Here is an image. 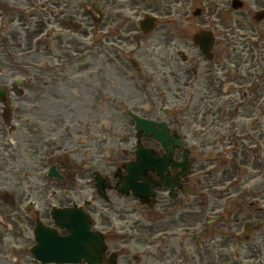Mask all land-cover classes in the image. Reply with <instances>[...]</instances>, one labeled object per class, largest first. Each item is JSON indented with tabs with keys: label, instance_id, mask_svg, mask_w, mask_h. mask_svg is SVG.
<instances>
[{
	"label": "flooded vegetation",
	"instance_id": "1",
	"mask_svg": "<svg viewBox=\"0 0 264 264\" xmlns=\"http://www.w3.org/2000/svg\"><path fill=\"white\" fill-rule=\"evenodd\" d=\"M38 1H33L30 6L34 10L25 14L34 19L19 26L22 32L15 28L12 33L9 28L5 35L1 28L16 18L22 21L17 14L29 6L30 0H0V34L5 39L0 40V54L6 53L5 47L11 54L5 65L0 61V79L6 78L2 72L17 75L10 86L5 84L6 100L0 101V115L11 131L15 125L8 124L5 114L11 119L17 108L16 104L11 107L12 97L21 99L18 114L25 115L24 134H9L0 125V205L7 208L4 217L10 227L0 232V242H4L6 233L16 239L25 232L33 239L38 224L54 227L53 207H70L85 213L90 229L104 242L102 260L97 264H264L262 113H230L236 101L249 98L256 106L264 98V0H230L228 14L234 28L226 35L218 27H211L208 19L202 20L205 26L190 34L186 13L178 18L181 22L171 19L162 23L151 12V0ZM86 4L99 9L101 28L84 11ZM123 10L138 16V23L117 22L118 12ZM198 11V16L204 15L203 9L198 7ZM146 14L153 17L149 31L140 22ZM166 26L161 38L165 39L164 46L176 43L140 75L153 78L157 90L149 102L141 99L132 110L144 118L165 119L169 133L175 135L170 162L180 166H167L164 176L170 178L168 185L150 168L126 171V164L137 163L135 134L130 150H119L112 160L105 161L99 149L83 148L91 144L87 137L71 140L63 135L58 127L65 122L60 112L53 110L64 106V116L70 122L77 118L84 121L79 117L93 110L100 121L102 88L108 98H114V102L110 98L113 111L120 108L128 118L131 109L124 110L115 98H125L128 91L119 85L113 87L117 82L113 73L123 75L125 61L139 69V63L132 61L139 55V48L129 49L132 56L125 58L118 48L125 52L126 44L132 45L130 33L136 32L140 40H146ZM83 28L84 36L91 31L92 41L88 46L82 44L80 56L79 49L70 52V45L76 41L71 32ZM55 31L56 35H51ZM20 36L24 44L28 37L38 41L25 47ZM159 41L151 43V53L160 46ZM51 43L57 54L49 48ZM19 78L22 82L16 84ZM248 82L251 84L245 88ZM156 104L158 111H154ZM42 108L53 129L43 134L33 131L41 123L35 119L43 116ZM140 140L159 158L167 152L152 138L143 136ZM65 148L70 149L68 153L56 152ZM24 150L29 155L28 165L21 155ZM61 176L65 179L63 187L59 184ZM253 179L256 181L250 186ZM261 181L262 188L258 187ZM62 188L73 197L67 193L61 197ZM24 201L23 207L15 208L17 202ZM57 231L65 234L62 229ZM80 264L87 263L81 260Z\"/></svg>",
	"mask_w": 264,
	"mask_h": 264
},
{
	"label": "rangeland",
	"instance_id": "2",
	"mask_svg": "<svg viewBox=\"0 0 264 264\" xmlns=\"http://www.w3.org/2000/svg\"><path fill=\"white\" fill-rule=\"evenodd\" d=\"M33 1L37 2L38 0H30L29 6L27 5L28 7L26 9H24V8L20 9L22 11V13L17 14L21 17L22 21H20L19 18H16L14 21H9V23L6 24V27L1 28V29H3V32L5 35L8 32L9 28H10V32H12V33L15 32V28H19V30H21V32H22V28H20L19 26L21 24L24 26L27 24V22L34 19V18L31 19V17L29 15H25L28 12H31L34 10V7L30 6ZM123 1H131V0H120V2H123ZM151 2L153 3V8H154L151 10V12L153 14H156L157 20H160L162 23H164V22L166 23L167 20H171V19L176 21V23L181 22L178 20V18H183V14H185V13L188 14L189 20H190L188 31L190 34H193L196 28H198L200 26H205L207 24L204 21H202L203 19L210 20L211 27H214V28L218 27L219 29L222 30V33H224V34L225 33L227 34L228 32L230 34L231 27L234 28L232 18H230L228 12L226 10H224V9L228 8L229 0H188L187 3L186 2H179L176 0H151ZM198 7L203 9L204 15L201 14L198 17L193 16V12ZM37 9H39V7ZM37 9H35V11ZM168 11H171L170 15L166 14V12H168ZM118 13H120L119 20L117 21L119 23L122 22L123 24L124 23L134 24V22L136 23L138 20V16L136 17L133 13H131L129 11L123 10L122 12H118ZM144 13H145V11L144 12L142 11V15H144ZM164 14H166V15H164ZM81 15H83V14L81 13ZM160 15H163V16H160ZM101 26H102V23L99 24V28H101ZM244 26H246V25H244ZM167 27L168 26L160 27V29L156 30V35L151 36L146 40H140V37H139L138 33H136V32L130 33L129 36L132 37L134 44L133 43H132V45L126 44L125 52H124V49H123V52H120L121 55L125 58L127 56H132L128 52L129 49H138L139 48L138 52L136 51L137 54H139V55L136 57H133L134 60H136L139 63V65H140L139 69L138 68H132L131 65H129V63H127V61H125V63H124V66L126 67L125 73L123 75H121L120 73H118L116 71L113 73L114 80L117 81V82H113V87H116V85H119L123 91H126V92L128 91L125 98H121V96L115 97L121 101V106H122V108H124V110H126V111H128L129 109L134 110L135 109L134 106L136 107L138 102L141 99H148L147 102H149L151 97H153L152 95H154L155 91L157 90V88L155 87V83L153 82V78L147 76L146 78L143 79L142 78L143 76H140V75L145 74L148 68H152L151 67L152 64H157V62H159L164 55L165 56L167 55L166 51H169L170 46L172 44L176 43V42L168 43L167 47L164 46L165 39H161V38L163 36L162 33H164V31H166ZM178 27L182 28L181 25H178ZM97 28H98V26L96 27V29ZM60 29H62V28H60ZM60 29H56V30L59 31ZM57 31L53 32L51 35H56ZM81 31L74 32L72 30L71 33H73V36L75 37L76 41L74 44L70 45V47H71L70 52H72L73 49H79L80 56H82V47H83L82 44L85 43L88 46L89 43L92 41L91 40L92 39L91 31H89L88 36H84L83 32L85 31V28H83L82 33H81ZM24 33L25 32L23 30V34ZM175 34H177V32H175ZM2 35L3 34H0V40L5 41V39L3 37L4 35L3 36ZM168 36H167V39H168ZM126 37H128V36H126ZM24 38L26 39L25 35H24ZM24 38H22L20 36L21 44L25 45V47L28 45V43L35 45V43H37V41H38L36 37H28V40L24 44V41H23ZM177 38H178V36L175 39H177ZM156 40H160L159 41L160 46H157V48H156L157 50L155 52L153 51L154 54H151V51H152V44L151 43H155ZM5 48H4V50L6 53L0 54V61H2L4 65L7 63L9 56L11 57L10 50L5 49ZM49 48H51L52 51L55 54H57V48H55L54 43H51ZM167 48H168V50H166ZM120 50H121V48H120ZM145 50H147L148 52H146ZM95 51L98 53L97 50H95ZM143 53H146V55ZM113 56H115V55L113 54ZM104 58H105V56L102 57L103 64H105ZM104 69H105V67H102L103 71H104ZM1 76L6 77V78L5 79L1 78L0 84L1 85L7 84L8 86H10V84H11L10 80L12 78L13 79L16 78L17 75H15L14 73L5 74L4 72H2ZM144 81H146V82H144ZM99 84H100V78L98 80V86H100ZM106 90H108V88H106ZM100 91H101L100 92L101 94L99 95V97H100L99 98L100 99V101H99L100 107L99 108L101 110L100 121L96 120L97 115H94L93 110H87L85 116L79 117V118H83L84 121H81L80 119L77 118V119H75V122L68 121L67 118L64 116V111H63L65 108L64 106L63 107H61V106L55 107L53 110L59 111L63 122H65L64 125H61L58 127L59 128L58 130H61L62 131L61 133H63V135L66 134L68 136V139H71V140H76V139H81V138L87 137V140L91 141V144L87 143L83 148L84 149L90 148V150L91 149H94V150L99 149L100 152H102V154L100 156H104L105 161H107V160H112L113 153H118L119 150H122V149H126V150L129 149L130 150V147L134 143V138H133L134 132H133L132 125H131L132 122L130 121V119H127L125 116L126 112H123V110H121L120 108L117 112L113 111V109L111 108V100H112V102H114V98L110 97L111 98V100H110V98H108L106 96L107 92L105 90L102 91V88H100ZM102 94H105V97ZM130 99L132 100L131 102H130ZM20 100L17 98H13V97L10 99L11 107L13 108V105L16 104V106L18 108V109L17 108L13 109L11 119L7 114H5V119L7 120V122L10 121L8 124L15 125V127L11 131H10L8 125L5 124L6 125L5 126L2 123V118L0 115V125L1 124L4 125V127L2 128L3 131H6L9 134H11V133H22V132L24 134L22 122H24L23 116H25V115H23L22 113H21V115L18 114V113H20L19 111L21 109V106L23 105V102H21ZM85 102H86V104H88V101L85 100ZM260 102H262V109L264 110V98H261ZM113 105H114V103H113ZM156 107L154 108V111L155 110L158 111V104H156ZM0 108H1V105H0ZM45 111H46L45 108H42V112H44L43 116L40 114L39 118L35 119L37 122H39V120H40L41 123H39L38 126L35 129H33V131H39L40 133L43 134L45 132L53 130L52 128L49 127L48 121H46V118H45L46 112ZM246 111H248V107H246ZM28 113H30L31 115L34 114L33 112L32 113L28 112ZM0 114H1V110H0ZM3 116H4V114H3ZM62 116H64V117H62ZM147 116H149V115H147ZM27 121H30L32 123L34 120L31 118H28ZM45 121L47 124L45 123ZM172 121H173V119H172ZM262 123H263L262 131L264 134V114H262ZM33 131H31V132H33ZM64 131H66V132L64 133ZM67 131L69 133H67ZM85 132H87V134H85ZM79 134H82V136ZM11 141H13V139ZM80 148H81V146H80ZM69 150H70L69 148H65V149H62L60 151L58 150L56 152L68 153ZM21 153H22L21 155L25 157V162L28 165L29 161L26 158V155H28L26 153V150H24ZM64 155H66V154H64ZM257 155L261 156L260 152H258ZM250 156H251V154H250ZM251 158H252V156H251ZM257 159H258V157H257ZM260 160H262V156H261ZM252 161H253V159H251L250 163H252ZM253 183L254 182H250V186ZM263 183L261 181V183L258 184L259 185L258 187L262 188L261 184H263ZM65 188H67V187H65ZM66 191L67 190L64 188L61 189V197H64L65 193H67ZM67 196L73 197L69 194V192L67 193ZM28 200H30V199H28ZM52 204H56V200H52ZM24 205H25V201L23 202V204L22 203L20 204L17 202L15 208H17V206L23 207ZM6 211H7V208H5V207L3 208L0 205V219H2L4 221V222L0 221V232L3 231L5 228H6V231H8L10 228L9 225L6 224L7 221L4 217L6 215L5 214ZM10 223H11V221H10ZM22 234H24L22 237H17L16 239L13 237H9V235H11V234H8V233H6V238H5L4 234L2 235V237L5 238L3 241L4 242L6 241V242H5L4 246H3L4 242L3 243L0 242V264H38L37 262H34L32 260V257L30 255V253L28 252V248L31 245L32 241L31 240L24 241L25 236L27 238V235L25 234V232ZM12 248H13V250H12Z\"/></svg>",
	"mask_w": 264,
	"mask_h": 264
},
{
	"label": "water",
	"instance_id": "3",
	"mask_svg": "<svg viewBox=\"0 0 264 264\" xmlns=\"http://www.w3.org/2000/svg\"><path fill=\"white\" fill-rule=\"evenodd\" d=\"M148 22L151 25V22ZM4 90L0 88V97L4 95ZM136 129L146 130L148 134H151L155 139H157L164 146L171 142V139L167 136V128L163 123L156 124L152 120L146 121L141 118H136ZM154 126H159L161 130H157ZM80 224L76 223L77 220L71 218L69 222H61L60 225L64 226L68 231H70V236L59 239L56 236H51L50 232L44 231L46 234L40 232L37 237V241H39L38 245L32 248L31 252H33L36 259L49 263L51 261L60 263H76L81 257V252L84 250V245L87 242L86 236H89L90 233L88 231L86 224V218H79ZM95 249H99L94 247ZM84 258L88 260L90 263L98 260L97 255L93 253L84 252Z\"/></svg>",
	"mask_w": 264,
	"mask_h": 264
}]
</instances>
